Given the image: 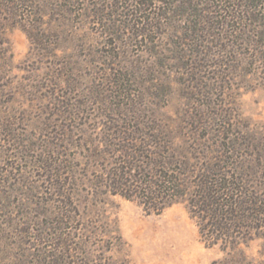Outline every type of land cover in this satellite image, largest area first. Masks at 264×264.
<instances>
[{"label":"rangeland","instance_id":"374dc122","mask_svg":"<svg viewBox=\"0 0 264 264\" xmlns=\"http://www.w3.org/2000/svg\"><path fill=\"white\" fill-rule=\"evenodd\" d=\"M124 126L264 183V0H0V264H264V228L209 246L186 201L111 193L115 144L151 140Z\"/></svg>","mask_w":264,"mask_h":264},{"label":"trees","instance_id":"16d2710c","mask_svg":"<svg viewBox=\"0 0 264 264\" xmlns=\"http://www.w3.org/2000/svg\"><path fill=\"white\" fill-rule=\"evenodd\" d=\"M117 132L151 140L115 144L117 155L106 173L111 193L138 201L148 214L186 201L209 246L232 248L242 229L264 228V183L249 161L198 137L175 143V134L189 133L185 127L124 126Z\"/></svg>","mask_w":264,"mask_h":264}]
</instances>
